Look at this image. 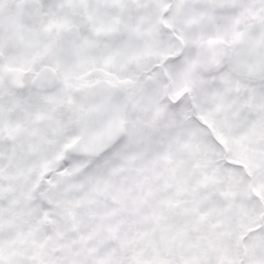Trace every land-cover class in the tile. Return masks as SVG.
<instances>
[{
	"label": "snow or ice",
	"instance_id": "6c2138e0",
	"mask_svg": "<svg viewBox=\"0 0 264 264\" xmlns=\"http://www.w3.org/2000/svg\"><path fill=\"white\" fill-rule=\"evenodd\" d=\"M0 264H264V0H0Z\"/></svg>",
	"mask_w": 264,
	"mask_h": 264
}]
</instances>
